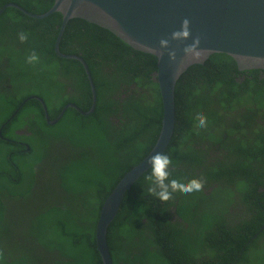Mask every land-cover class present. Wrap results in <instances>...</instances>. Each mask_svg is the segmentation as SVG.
Masks as SVG:
<instances>
[{
  "label": "trees",
  "instance_id": "16d2710c",
  "mask_svg": "<svg viewBox=\"0 0 264 264\" xmlns=\"http://www.w3.org/2000/svg\"><path fill=\"white\" fill-rule=\"evenodd\" d=\"M53 2L0 0V8L14 3L45 13ZM61 18L59 11L35 18L13 6L0 13V192L11 193L20 212L25 210L23 229H31L35 221L32 230L42 234L40 244L49 253L16 258L3 252L0 264H103L95 240L101 203L118 179L144 158L161 127L153 75L156 57L77 17L68 20L59 50L79 55L87 64L96 89L95 110L82 115L69 108L57 123L47 124L41 103L32 95L43 99L50 120L67 102L83 111L92 102L82 64L54 52ZM21 31L28 34L24 42L18 39ZM33 50L39 61L29 64L26 57ZM68 87L76 94L69 96ZM174 104L173 134L164 151L172 159L170 179L202 178L203 190L176 192L164 202L148 192L144 177L150 168L145 171L131 192H125L108 225L113 264H264L261 70L240 71L232 57L213 53L178 78ZM199 113L208 117L206 128L197 127ZM80 132H90L98 159L89 161L85 152H78L55 169V185L47 186L38 166L44 165L51 142L71 144L72 135ZM19 138L27 140L28 152L13 142ZM241 138L246 140L242 144ZM239 148L243 151L237 160ZM5 196L0 206L10 203ZM0 216L5 217L2 208ZM0 225L11 240L20 241L26 234Z\"/></svg>",
  "mask_w": 264,
  "mask_h": 264
},
{
  "label": "water",
  "instance_id": "95a60500",
  "mask_svg": "<svg viewBox=\"0 0 264 264\" xmlns=\"http://www.w3.org/2000/svg\"><path fill=\"white\" fill-rule=\"evenodd\" d=\"M9 6L35 18H42L54 11L61 12L62 22L54 43V52L59 57L78 60L86 72L92 103L88 111H81L83 115L93 111L96 95L85 61L78 55L59 51V42L70 18H81L105 28L133 49L156 57L153 75L162 106L159 135L149 153L123 175L103 202L95 227L96 249L102 262L113 264L106 240L108 225L116 215L125 191L150 167L149 158L156 153H163L170 141L175 123L174 88L178 78L187 67L203 63L213 53L229 55L240 71L263 70L264 0H54L44 14L32 13L14 3L4 4L0 13ZM184 18L190 21V37L184 41L171 40V32L180 28ZM197 35L201 38L200 47L204 48V55L199 61H184L177 67L183 56L182 48ZM161 38L170 40L169 47L177 53L176 62L169 61L166 51L157 59L152 48H159L158 41ZM31 97L41 103L48 125L55 124L67 107L79 110L70 103L64 106L54 120H49L44 101L36 95Z\"/></svg>",
  "mask_w": 264,
  "mask_h": 264
},
{
  "label": "clouds",
  "instance_id": "9594fccd",
  "mask_svg": "<svg viewBox=\"0 0 264 264\" xmlns=\"http://www.w3.org/2000/svg\"><path fill=\"white\" fill-rule=\"evenodd\" d=\"M54 12H56V11H54ZM38 14H44V13H38ZM49 14H51V13H49ZM46 16H44V17H46ZM189 25H190V21L187 18H184L181 21V23H180V28L178 30H174V31L171 32L170 39L171 40H176V41H184V40H187L190 37V35H191ZM18 39L21 42H24V41H26L28 39V34L26 32L21 31L20 33H18ZM200 43H201V38H200L199 35H197L195 37H192V42L190 44H186L182 48L181 51L183 52V56L180 58L179 62L177 63V67H179V65L181 63H183L184 61H193V62H195V61H199L202 58V56L204 55V51L205 50H204V48H201L200 47ZM158 44H159V48H152L153 52L157 56V59H160L165 54V51H166L167 52L168 59H169L170 62H176L177 61V53H176V50L169 47V44H170V40L169 39L161 38L158 41ZM38 61H39V56L37 55V53L34 50L26 57V62L29 63V64H35ZM86 66H87V64H86ZM88 71H89V68H88ZM85 74H86V72H85ZM89 74H90V72H89ZM90 77H91V75H90ZM87 79H88V77H87ZM62 81H65V80H62ZM93 85H94V83H93ZM94 90H95V95H96L95 86H94ZM68 94H70L69 96L75 95L76 94L75 89L72 90L71 87H68ZM36 96H38V95H36ZM30 98H32V97H30ZM70 103H73L79 110H77V109H75L73 107H67L65 109V111L67 109H69V108L75 109L76 111H78L80 113H81V111H83L74 102H67L66 104H64V106L67 105V104H70ZM64 106H63V108H64ZM95 106H96V98H95V105H94L93 111L95 110ZM90 107H91V105H90ZM88 110H86V111H88ZM46 112H47V108H46ZM64 112H63V114H64ZM91 113H89L88 115H90ZM44 114H45V112H44ZM47 115H48V113H47ZM61 118H62V116H61ZM194 119L197 122V127L198 128H206L208 126V117L206 115H204L203 113L197 114V116ZM18 130L19 129H17L15 132L17 133ZM159 132H160V130H159ZM89 133H85V135H83L80 132L78 135H76V134L75 135H72V138H74V140H73V142L71 144H68V145H61V143L59 141H52L51 142L52 143V146L56 147L55 148L56 149V154L58 155V156L57 155L56 156L59 158V161L61 160V162H60L61 165L66 164L68 162V160H70V158H74L75 156H78V152H82V153L85 152L84 153V156L85 157H88L89 154H91L93 152V153H95V157L91 158L89 161H96L98 159V156L96 154V150H93V146H91V143L89 142V139H88ZM22 134H23V131H22ZM24 134L25 135H31V133H27V134L24 133ZM172 134H173V132H172ZM19 135H21V134H19ZM158 135H159V133H158ZM171 137H172V135H171ZM19 139H21V138H19ZM21 140H23V139H21ZM170 140H171V138H170ZM23 141L26 144L25 145H22L21 147L26 152H28L29 149H30L29 144H28L27 140H23ZM155 142H154V144H155ZM169 143H170V141H169ZM57 146H58V148H57ZM151 148L149 149V151L151 150ZM149 151L147 152V154L149 153ZM141 160H139L137 163H139ZM148 163L150 165V167H149L150 168V173L144 177L145 181L149 183L148 192L151 195L156 196L161 201L167 202V201L171 200L173 198V194L176 193V192H179V193H182V194H191V193L200 192V191L203 190L205 181L202 178H191V179L187 180L186 182L185 181H182V180H178V179H170V175H171V173H170V166L172 165V159H171V157L169 155L164 154V152L163 153L162 152H159V153H156V154L152 155L149 158ZM147 170H145V171H147ZM142 174H140L138 176V178ZM122 177H123V175L118 179V181ZM118 181L116 182V184L118 183ZM135 181L130 186H133V184L135 183ZM116 184H115V186H116ZM114 187H113V189H114ZM130 189H131V187H130ZM130 189L129 190H126V191H130ZM111 191H110V193H111ZM85 194H86V191H85ZM109 194L106 196V198L109 196ZM130 194H131V197L132 198L137 199V198H135V196H133L132 193H130ZM4 196H5V194L0 192V199H3L4 200ZM88 196L91 197L90 195H88ZM5 197L10 200V203L8 205L0 206V208H2L3 211L5 212V217L0 216V221L3 222V223H5V224H7L10 228H12V230H15L18 234H22V232H25L26 234L25 235H22V237L20 236L21 237L20 241L11 240L10 237L7 235V231L4 232L3 227L0 225V258L3 257V252L4 253L9 252L12 257L20 258V256L17 254V251L19 249L22 250V257L36 255V253L34 252L33 247L30 244V242L32 240L31 238H34V240H37L38 242H40V239H41V235L42 234L36 233V232H34L32 230V228L36 224L34 220H33V227L31 229H29V230L23 229L21 227V224H22V221H23V218H24V215L23 214H24L25 210L23 212H20V207H19L18 202L15 201V198L14 197H11L10 194L8 196H5ZM106 198L103 200V202L106 200ZM122 199H123V197H122ZM18 201H20V200H18ZM103 202L101 203V206H102ZM120 204H121V202H120ZM119 208H120V206H119ZM119 208H118V210H119ZM98 215H99V212H98ZM98 215H97V219H98ZM96 223H97V221H96ZM26 235L28 236L29 241H26L25 242V236ZM42 254L48 255L49 253L46 251L45 253H42ZM111 259H112V257H111Z\"/></svg>",
  "mask_w": 264,
  "mask_h": 264
},
{
  "label": "rangeland",
  "instance_id": "374dc122",
  "mask_svg": "<svg viewBox=\"0 0 264 264\" xmlns=\"http://www.w3.org/2000/svg\"><path fill=\"white\" fill-rule=\"evenodd\" d=\"M56 149L54 146L51 145V148L48 151V154L46 155V160L44 162V165L40 168L41 165H39V169L41 170L40 173V180H43V182L49 186L53 187L55 185L56 181V172L55 169H57L59 166H61V160L59 161V158L56 156ZM95 157V153L89 154L87 159H91ZM44 175V177H43Z\"/></svg>",
  "mask_w": 264,
  "mask_h": 264
},
{
  "label": "flooded vegetation",
  "instance_id": "af4514ba",
  "mask_svg": "<svg viewBox=\"0 0 264 264\" xmlns=\"http://www.w3.org/2000/svg\"><path fill=\"white\" fill-rule=\"evenodd\" d=\"M261 73H262V76H264V72H263V70H261ZM241 78H243V77H241ZM248 132V131H247ZM247 132L245 133V138L249 141V142H251V140L252 139H248V134H247ZM17 133L18 134H22V131L19 129L18 131H17ZM246 140L244 139V140H242V138L239 140V142H240V144H242L243 142H245ZM13 142H15V143H17V145L20 147V146H22V145H25L26 143L23 141V140H21V139H16V141L14 140ZM242 149V148H241ZM241 149L239 148L238 150H237V152L235 153V158L238 160V159H241V156H240V153H239V150L241 151ZM243 151V150H242ZM242 151H241V153H242ZM208 161H213V160H211V159H209L208 158ZM12 187H17V186H12ZM9 190L12 192V191H15L16 189L14 188H9ZM208 193V192H207ZM11 194V193H10ZM32 240H31V242H30V244H31V246L32 247H34V252L36 253V254H38V253H45L46 252V250H45V248L40 244V242H38L37 240H34V238H31ZM17 254L20 256V258L22 257V250L21 249H19L18 251H17Z\"/></svg>",
  "mask_w": 264,
  "mask_h": 264
}]
</instances>
